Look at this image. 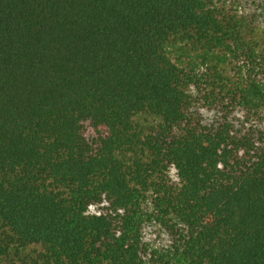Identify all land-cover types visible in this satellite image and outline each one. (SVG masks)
I'll return each mask as SVG.
<instances>
[{"label": "trees", "instance_id": "16d2710c", "mask_svg": "<svg viewBox=\"0 0 264 264\" xmlns=\"http://www.w3.org/2000/svg\"><path fill=\"white\" fill-rule=\"evenodd\" d=\"M0 264H264V0H0Z\"/></svg>", "mask_w": 264, "mask_h": 264}, {"label": "rangeland", "instance_id": "374dc122", "mask_svg": "<svg viewBox=\"0 0 264 264\" xmlns=\"http://www.w3.org/2000/svg\"><path fill=\"white\" fill-rule=\"evenodd\" d=\"M92 212H99L100 211V206H94L91 208Z\"/></svg>", "mask_w": 264, "mask_h": 264}]
</instances>
